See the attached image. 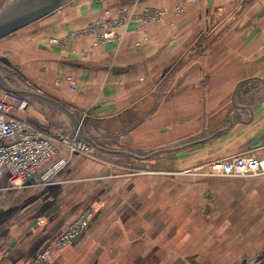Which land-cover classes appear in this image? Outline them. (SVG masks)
Listing matches in <instances>:
<instances>
[{
    "label": "crops",
    "instance_id": "crops-1",
    "mask_svg": "<svg viewBox=\"0 0 264 264\" xmlns=\"http://www.w3.org/2000/svg\"><path fill=\"white\" fill-rule=\"evenodd\" d=\"M180 1L70 0L0 40V57L14 65L9 73L21 77V86L73 111L98 145L91 144L92 155H70L59 146L55 161L68 162L49 183L37 174L22 188L31 193H15L13 201L0 206V264H29L45 249L50 259L58 252L54 241L90 209L94 193H104L97 182L102 178H87L104 156L145 163L158 157L167 166V154H178L183 161L198 157L192 150L206 146L201 161L190 158L198 166L215 157L264 154V0H193L178 13ZM237 1L254 9L215 14V7L231 8ZM147 7L166 13L146 20ZM206 10L212 13L210 20L204 18ZM106 11L114 18L121 13L126 17L112 39L97 43L91 33L80 34ZM67 75L74 78L75 91L57 85ZM26 116L51 133L76 128L61 109L43 101H31ZM213 119H223V125L210 132L206 125ZM236 124L245 128L236 132L242 144L231 152L227 134ZM216 139L223 144L218 151ZM90 179L94 183H86ZM6 185L0 174V192ZM51 185L56 188L49 189ZM81 238L67 247L79 245Z\"/></svg>",
    "mask_w": 264,
    "mask_h": 264
},
{
    "label": "rangeland",
    "instance_id": "rangeland-1",
    "mask_svg": "<svg viewBox=\"0 0 264 264\" xmlns=\"http://www.w3.org/2000/svg\"><path fill=\"white\" fill-rule=\"evenodd\" d=\"M10 1L0 0V10ZM180 2L178 13L193 0ZM145 9L166 13L162 8ZM250 9H254L252 4L237 1L231 8L215 7L214 12L236 15ZM203 14L210 20V11ZM2 71L9 73L11 69ZM8 80L22 83L19 75L10 74ZM239 124L227 134L231 138L226 146L231 152L242 144L236 137L245 127ZM222 125L223 119H213L206 126L212 132ZM222 145L216 139L213 147L218 151ZM192 151L199 156H185L183 161L178 154H167V166L158 157L146 163L129 157L96 160L87 178H102L97 182L104 193H94V203L82 214L89 221L78 236L82 237L80 244H54L58 252L50 259L49 250L42 264H240L243 259H248V264H264V175H217L212 164L221 158L195 166L192 159L201 161L207 148ZM110 161L115 164L111 169L100 168ZM115 189L118 191L110 193ZM15 193L31 191L21 188L0 192V200L6 202L0 206L13 201Z\"/></svg>",
    "mask_w": 264,
    "mask_h": 264
},
{
    "label": "built area",
    "instance_id": "built-area-1",
    "mask_svg": "<svg viewBox=\"0 0 264 264\" xmlns=\"http://www.w3.org/2000/svg\"><path fill=\"white\" fill-rule=\"evenodd\" d=\"M163 14L152 9L143 12L146 20L160 18ZM125 21L124 13L114 18L106 11L102 19L80 34L91 33L97 43L108 41ZM57 85H66L76 90L75 80L70 75L57 81ZM29 106V100L20 95L5 91L0 96V174L6 177L7 185L3 188L6 190L27 187L37 174H41L43 183H49L52 175L68 162L64 158L55 161L59 155V146L66 147L70 155L93 153V146L80 135L77 128L69 132L58 130L51 133L33 126L26 116ZM212 169L221 176L264 175V154L249 153L221 158L212 164ZM88 221L87 215L79 216L54 244L63 247L77 239ZM48 255L49 249H45L29 264H42Z\"/></svg>",
    "mask_w": 264,
    "mask_h": 264
},
{
    "label": "water",
    "instance_id": "water-1",
    "mask_svg": "<svg viewBox=\"0 0 264 264\" xmlns=\"http://www.w3.org/2000/svg\"><path fill=\"white\" fill-rule=\"evenodd\" d=\"M68 1L70 0H12L7 2L6 5L0 10V40L13 34L23 27L48 16ZM0 64H4L8 68L15 71L14 65L7 57H0ZM10 74L11 73L3 72L0 68V87L4 91L20 95L29 100V102L33 100L43 101L61 109L72 120L80 135L85 140L90 142L94 147H98L94 140L86 134L82 121L73 111L54 99L28 86L25 87L18 84H13L8 80V76ZM258 144H261L260 140L258 141ZM175 150L176 148L167 149L165 151L169 152ZM151 154L153 155V153ZM152 155H148L147 157L143 158H150ZM132 156L140 158L135 155ZM143 158L141 157V159ZM48 188L54 189L56 186L51 185ZM14 210L15 208L9 210L7 212V216L11 215ZM240 264H248V259H243Z\"/></svg>",
    "mask_w": 264,
    "mask_h": 264
}]
</instances>
